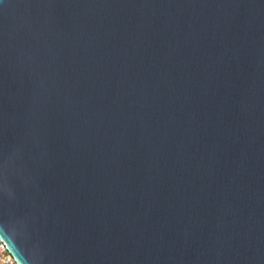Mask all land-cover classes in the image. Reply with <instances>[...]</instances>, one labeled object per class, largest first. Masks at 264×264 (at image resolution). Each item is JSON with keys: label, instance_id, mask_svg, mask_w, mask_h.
Segmentation results:
<instances>
[{"label": "water", "instance_id": "95a60500", "mask_svg": "<svg viewBox=\"0 0 264 264\" xmlns=\"http://www.w3.org/2000/svg\"><path fill=\"white\" fill-rule=\"evenodd\" d=\"M0 239L264 264V0H0Z\"/></svg>", "mask_w": 264, "mask_h": 264}, {"label": "built area", "instance_id": "2783aa9c", "mask_svg": "<svg viewBox=\"0 0 264 264\" xmlns=\"http://www.w3.org/2000/svg\"><path fill=\"white\" fill-rule=\"evenodd\" d=\"M0 262L2 264H19L12 253L6 248L2 240L0 239Z\"/></svg>", "mask_w": 264, "mask_h": 264}, {"label": "clouds", "instance_id": "9594fccd", "mask_svg": "<svg viewBox=\"0 0 264 264\" xmlns=\"http://www.w3.org/2000/svg\"><path fill=\"white\" fill-rule=\"evenodd\" d=\"M0 264H2V262H0Z\"/></svg>", "mask_w": 264, "mask_h": 264}]
</instances>
